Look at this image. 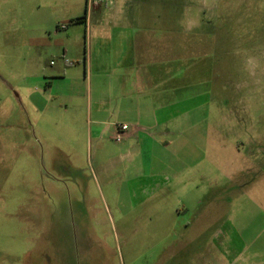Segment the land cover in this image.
<instances>
[{"label": "rangeland", "instance_id": "1", "mask_svg": "<svg viewBox=\"0 0 264 264\" xmlns=\"http://www.w3.org/2000/svg\"><path fill=\"white\" fill-rule=\"evenodd\" d=\"M159 1L185 8V0L148 7ZM86 7L87 0H0V264H159L177 252L178 239L204 230L260 239L250 246L264 253V0H193V21H183L193 24V66L181 68L176 114L182 192L174 193L176 181L149 200L132 192L154 184L143 165L131 156L113 161L121 143L109 131L104 142L90 137L87 108L69 128L55 97L63 82L47 86L64 64L63 48L83 60L85 25L69 23ZM62 24L80 39L52 47ZM158 154L164 164L149 173L172 172L173 154ZM133 177L143 179L129 185ZM180 204L188 210L178 213ZM217 208L230 227L189 226Z\"/></svg>", "mask_w": 264, "mask_h": 264}, {"label": "crops", "instance_id": "2", "mask_svg": "<svg viewBox=\"0 0 264 264\" xmlns=\"http://www.w3.org/2000/svg\"><path fill=\"white\" fill-rule=\"evenodd\" d=\"M149 1L117 0L111 8L95 7L88 13L86 22L79 23L85 25L82 62L70 48H63L58 55L64 64L51 72L49 78L53 81L47 83L52 89L57 81L64 84L63 88L59 85L55 97L69 111L66 121L69 128L77 123L73 116L82 115L86 108L94 116L90 121V137L98 143L104 142L108 131L114 140V124L130 125L113 161L120 162L131 156L143 165L145 180L150 181L152 177L154 184L148 182L132 192L148 200L171 191L176 181L178 188L174 193L182 192V175L176 170L181 164L179 152L175 155L179 140L176 114L180 113L181 104V68L193 66V24H183V21H193V0H185V8L171 6L169 9L168 3L160 1L153 2L155 6L150 8ZM79 39L72 29L66 36L58 32L50 36L51 44H58L52 47H64L66 41L75 44ZM69 53L78 65L66 58ZM52 64L57 65L54 61ZM88 82L89 88L84 87L82 91L81 84ZM108 115L114 119L107 121ZM166 152L173 154L169 161L172 172L149 173L155 162L164 164L163 156L158 153ZM139 179L143 177H133L128 184ZM118 190L122 191V187ZM184 190L186 195L193 196L192 189ZM218 208L195 216L189 226L194 227L200 220L199 227L204 229L230 227L227 212ZM187 210L186 205L180 204L177 212ZM202 233L178 239L177 252L161 258L159 264H264V253L250 246L260 239L247 240L228 234L208 237L204 235L205 230ZM240 244H245L246 249L239 250Z\"/></svg>", "mask_w": 264, "mask_h": 264}, {"label": "built area", "instance_id": "3", "mask_svg": "<svg viewBox=\"0 0 264 264\" xmlns=\"http://www.w3.org/2000/svg\"><path fill=\"white\" fill-rule=\"evenodd\" d=\"M116 0H88V13H91L95 7L103 6L105 8H111L115 5ZM88 16V15H87ZM68 29L67 24H62L58 27L57 32H61ZM116 133L114 135V140L117 143H122L127 137V133L130 130V125L127 123H116L114 124Z\"/></svg>", "mask_w": 264, "mask_h": 264}, {"label": "trees", "instance_id": "4", "mask_svg": "<svg viewBox=\"0 0 264 264\" xmlns=\"http://www.w3.org/2000/svg\"><path fill=\"white\" fill-rule=\"evenodd\" d=\"M87 15H88V0H87V7L85 14L82 17H79L77 19L71 20L69 24H79V23H85L87 20Z\"/></svg>", "mask_w": 264, "mask_h": 264}]
</instances>
